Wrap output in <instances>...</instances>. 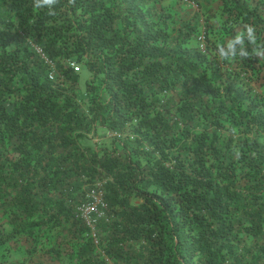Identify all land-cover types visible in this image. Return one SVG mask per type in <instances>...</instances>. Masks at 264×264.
Segmentation results:
<instances>
[{"label": "trees", "instance_id": "obj_1", "mask_svg": "<svg viewBox=\"0 0 264 264\" xmlns=\"http://www.w3.org/2000/svg\"><path fill=\"white\" fill-rule=\"evenodd\" d=\"M152 1L0 0V249L24 245L19 264H264V0H219L202 30Z\"/></svg>", "mask_w": 264, "mask_h": 264}, {"label": "rangeland", "instance_id": "obj_2", "mask_svg": "<svg viewBox=\"0 0 264 264\" xmlns=\"http://www.w3.org/2000/svg\"><path fill=\"white\" fill-rule=\"evenodd\" d=\"M152 2H154L156 8L163 7L170 9L175 15L181 17L184 22L192 20L193 23L197 24L199 28H201V30L203 29L204 24V17L201 11H207L212 14L210 21L215 25L222 20V16L220 14L221 3L219 0H153ZM78 73L80 75V87L83 91V82L85 81L87 75L81 70ZM83 109H85L84 106ZM94 136L95 135L92 136L90 134L88 137L93 138ZM18 247L19 246L16 247V251L11 255H8L0 249V264H19L21 260L25 258L26 254L24 251V245L21 248Z\"/></svg>", "mask_w": 264, "mask_h": 264}, {"label": "built area", "instance_id": "obj_3", "mask_svg": "<svg viewBox=\"0 0 264 264\" xmlns=\"http://www.w3.org/2000/svg\"><path fill=\"white\" fill-rule=\"evenodd\" d=\"M37 50H40V49H37ZM70 66L75 71L79 70L78 66L74 62L70 63ZM49 78L50 79L53 78L52 73L50 74ZM91 135L93 136V134ZM106 136L118 137L119 134L116 131L109 130L106 132ZM91 140L93 142H98L99 138L95 135L93 138H91ZM104 207H105V203L102 200V193L98 188H96L88 192L86 196V200L79 206L78 210L80 212V216L86 221V223L90 227L93 228L94 223L96 221L95 218L103 215L102 210L104 209Z\"/></svg>", "mask_w": 264, "mask_h": 264}]
</instances>
